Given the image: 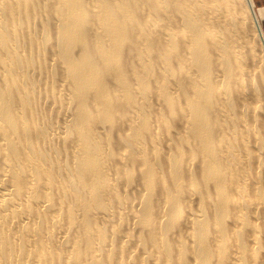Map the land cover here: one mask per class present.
I'll return each mask as SVG.
<instances>
[{"label":"bare ground","instance_id":"bare-ground-1","mask_svg":"<svg viewBox=\"0 0 264 264\" xmlns=\"http://www.w3.org/2000/svg\"><path fill=\"white\" fill-rule=\"evenodd\" d=\"M262 20L0 0V264H264Z\"/></svg>","mask_w":264,"mask_h":264},{"label":"rangeland","instance_id":"rangeland-1","mask_svg":"<svg viewBox=\"0 0 264 264\" xmlns=\"http://www.w3.org/2000/svg\"><path fill=\"white\" fill-rule=\"evenodd\" d=\"M256 1V4L258 6H264V0H255ZM262 23H263V27H264V20H262ZM250 94H254V92L252 91ZM264 104V102H262Z\"/></svg>","mask_w":264,"mask_h":264}]
</instances>
